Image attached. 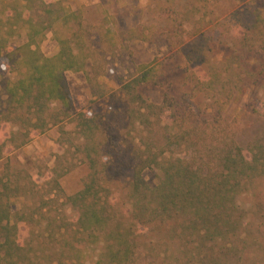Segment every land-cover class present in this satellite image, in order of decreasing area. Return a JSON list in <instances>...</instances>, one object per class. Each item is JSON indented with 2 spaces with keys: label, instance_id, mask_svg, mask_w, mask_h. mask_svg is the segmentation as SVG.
Returning <instances> with one entry per match:
<instances>
[{
  "label": "trees",
  "instance_id": "1",
  "mask_svg": "<svg viewBox=\"0 0 264 264\" xmlns=\"http://www.w3.org/2000/svg\"><path fill=\"white\" fill-rule=\"evenodd\" d=\"M153 1L157 22L120 29L104 21L93 24L82 10L60 1L0 0V69L18 74L0 84V135L3 126L11 127L7 137L0 136V264H82L92 246L102 249L93 264H250L249 245L256 240L249 237L239 196L264 177V134L246 155L221 111L249 87L264 86V8L253 7L256 0H238L244 12L235 10L241 22L232 23L231 34L238 32L229 55L217 60L212 45L200 40L205 31L199 22L213 14L219 0ZM57 27L70 32L63 35ZM22 30L27 40L12 45ZM52 30L60 48L48 56L41 43ZM157 36L165 38L169 52H189L179 65L188 91L172 88L173 75L161 56L136 65L123 81L119 92L128 121L142 127V134L129 157L131 181L121 199L112 176H106L104 148L111 138L95 116L74 110L66 73L87 71L91 64L92 93L107 96L110 90L96 80L103 70L97 54ZM149 87H165L161 102L145 93ZM198 96L209 100L210 119L195 115ZM261 106L264 117V101ZM68 120L76 122L87 176L70 195L58 178L40 194L33 177L13 166L12 156ZM147 169L159 170L156 186L145 179ZM36 192L40 196L32 206L13 210L16 198ZM60 195L76 210L74 219L64 210L53 213ZM22 228H29L28 239ZM51 243L56 245L48 260L38 261V252L44 254Z\"/></svg>",
  "mask_w": 264,
  "mask_h": 264
},
{
  "label": "rangeland",
  "instance_id": "2",
  "mask_svg": "<svg viewBox=\"0 0 264 264\" xmlns=\"http://www.w3.org/2000/svg\"><path fill=\"white\" fill-rule=\"evenodd\" d=\"M55 1H60L73 10H82L86 19L97 25L106 22L107 25L127 29L157 22L158 13H155L156 7L153 0ZM252 6L264 8V0H256ZM236 9H239L241 13L244 12V9L240 8L238 0H219L210 11L213 14H210L202 23L199 22L205 31L203 39L200 40L212 45L211 54L217 60H222L229 55L228 47H231V38H234L238 32L233 30L231 34L232 23L241 22L238 20L240 12L237 13L238 15L235 14ZM57 29L63 35L70 32L66 28L57 27ZM54 32L50 31L47 38L41 43V50L48 56L54 55L60 48ZM193 32L194 29L191 30V33ZM96 35L93 38L95 47L99 45ZM183 37L174 41L180 42L184 39ZM26 40V30H22L21 35L13 39L11 44L16 46ZM104 49L102 52L106 54L105 58L102 59V52L97 54L101 59L98 64L102 66L103 70L96 80L110 90L107 96L93 95L87 80L88 74L92 77L95 75L91 64L88 65L87 71H68L66 76L73 96L74 110L76 112L86 110L87 113L95 116L105 135L111 138L110 145L104 148L107 157L106 176L108 179H111L112 176L111 185L116 189L117 195L123 199L124 191H127L131 181L130 154L139 143L142 127L133 126L128 121L125 102L120 96L119 89L123 81L133 74L136 65L149 63L157 56H161L165 58L166 70L173 75L172 88H178L180 94L186 95L188 84L185 82V76L179 65H182L185 57L190 54L185 50L177 54L169 52L165 38L162 36H157L150 41L134 40L127 49L120 47L114 50L106 47ZM6 77L14 79L18 77V74L9 72L8 69L1 66L0 84ZM164 89L165 87H149L145 89V93L151 100L158 103L162 101ZM263 101L264 86H251L239 100L232 103L230 101L226 110L221 111L248 156L251 153V145L264 134V117L261 114ZM208 104L209 100L204 96L194 99V105L199 107L195 114L198 119H210L211 114L207 110ZM62 128L55 126L46 133L37 135L30 143L16 149L12 156L13 166L33 177L40 194L46 195L51 189L50 184L53 179L58 178L64 190L63 193L70 195L83 186L87 176L88 168L82 161L78 149L81 139L76 122L68 120L63 123ZM10 130L11 127L3 126L1 138L7 137ZM3 167L4 162H0V170ZM143 175L150 185L158 184L160 175L158 169H147ZM40 194L37 195L36 192L34 195L16 198L13 210L17 211L32 206ZM60 196L57 197L58 201L53 205V213L61 214L64 210L70 219H74L76 210L64 204L66 198L63 195ZM239 203L247 213L249 237L256 240L255 243L252 240L249 245V263L264 264V177L255 180L248 190L240 194ZM28 229L22 228L26 239L30 234ZM55 245L54 243L45 245V253L38 252V261L48 260L47 254H51ZM101 252L102 249L99 246L87 247L84 254L85 262L83 261L82 264H93L100 257ZM67 260L70 263L69 258Z\"/></svg>",
  "mask_w": 264,
  "mask_h": 264
}]
</instances>
